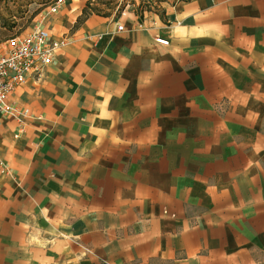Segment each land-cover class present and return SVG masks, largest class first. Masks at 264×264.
I'll return each mask as SVG.
<instances>
[{"label": "crops", "instance_id": "0c3cea01", "mask_svg": "<svg viewBox=\"0 0 264 264\" xmlns=\"http://www.w3.org/2000/svg\"><path fill=\"white\" fill-rule=\"evenodd\" d=\"M141 1L35 17L64 44L0 113V264H264V0Z\"/></svg>", "mask_w": 264, "mask_h": 264}, {"label": "built area", "instance_id": "2783aa9c", "mask_svg": "<svg viewBox=\"0 0 264 264\" xmlns=\"http://www.w3.org/2000/svg\"><path fill=\"white\" fill-rule=\"evenodd\" d=\"M64 2L54 0L47 13H56ZM123 29L124 25L118 26V30ZM156 42L169 44V40L161 37ZM63 44L64 41L54 39L50 31L41 25H35L30 31L6 40L0 52V113L23 123L26 114L10 102L12 93L26 83L29 74L37 73L43 66L50 64Z\"/></svg>", "mask_w": 264, "mask_h": 264}, {"label": "rangeland", "instance_id": "374dc122", "mask_svg": "<svg viewBox=\"0 0 264 264\" xmlns=\"http://www.w3.org/2000/svg\"><path fill=\"white\" fill-rule=\"evenodd\" d=\"M52 0H0V52L7 39L24 34L35 25V12ZM96 7L111 15L124 11L139 10L141 0H93ZM135 4V5H133ZM140 4V5H139ZM16 26V27H15ZM14 28L13 30L11 28ZM12 30V31H11Z\"/></svg>", "mask_w": 264, "mask_h": 264}, {"label": "trees", "instance_id": "16d2710c", "mask_svg": "<svg viewBox=\"0 0 264 264\" xmlns=\"http://www.w3.org/2000/svg\"><path fill=\"white\" fill-rule=\"evenodd\" d=\"M54 2V0H52L51 2L44 4V7L39 9L38 11L35 12V16L34 18L46 7H49V5L51 6V4ZM96 13V14H100V15H104V16H109L111 15L110 13H104L100 8L96 7V5L94 4L93 0H88L84 10H83V14L81 16V18L79 19V22H81L83 19L87 18L89 15ZM120 15V14H118ZM16 27V26H15ZM12 30L14 29L13 27L11 28ZM11 30V31H12ZM15 36H19L18 34H16ZM14 37V36H12Z\"/></svg>", "mask_w": 264, "mask_h": 264}]
</instances>
